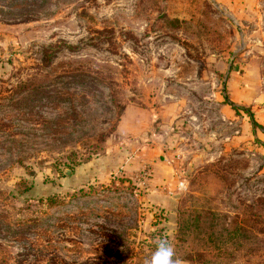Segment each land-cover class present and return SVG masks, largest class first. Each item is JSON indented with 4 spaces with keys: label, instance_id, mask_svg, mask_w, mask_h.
Here are the masks:
<instances>
[{
    "label": "rangeland",
    "instance_id": "374dc122",
    "mask_svg": "<svg viewBox=\"0 0 264 264\" xmlns=\"http://www.w3.org/2000/svg\"><path fill=\"white\" fill-rule=\"evenodd\" d=\"M161 237L264 264V0H0V264H143Z\"/></svg>",
    "mask_w": 264,
    "mask_h": 264
},
{
    "label": "clouds",
    "instance_id": "9594fccd",
    "mask_svg": "<svg viewBox=\"0 0 264 264\" xmlns=\"http://www.w3.org/2000/svg\"><path fill=\"white\" fill-rule=\"evenodd\" d=\"M143 264H184V261L177 255L170 240L161 237L157 239L154 251L144 259Z\"/></svg>",
    "mask_w": 264,
    "mask_h": 264
},
{
    "label": "crops",
    "instance_id": "0c3cea01",
    "mask_svg": "<svg viewBox=\"0 0 264 264\" xmlns=\"http://www.w3.org/2000/svg\"><path fill=\"white\" fill-rule=\"evenodd\" d=\"M137 112L130 106L126 107L124 114H123V118L119 123V130L123 131V133L128 134V131H137V129L139 128V120H137ZM157 164L155 163L154 166H156ZM156 167H160L159 165ZM164 172H170L172 170H170V168L167 166V168H164ZM171 173H167L166 175H164L165 177H168V175L170 176ZM175 177H179L174 175ZM183 185V180L178 182L177 187L181 188ZM185 264V263H184Z\"/></svg>",
    "mask_w": 264,
    "mask_h": 264
},
{
    "label": "trees",
    "instance_id": "16d2710c",
    "mask_svg": "<svg viewBox=\"0 0 264 264\" xmlns=\"http://www.w3.org/2000/svg\"><path fill=\"white\" fill-rule=\"evenodd\" d=\"M232 106H233V108H235V109H239V108H240V107H238V106H236V105H233V104H232ZM244 111L248 114V116H249L250 120L252 121L253 125L256 126V122H255V120H254V118H253L252 113H251L248 109H244Z\"/></svg>",
    "mask_w": 264,
    "mask_h": 264
}]
</instances>
